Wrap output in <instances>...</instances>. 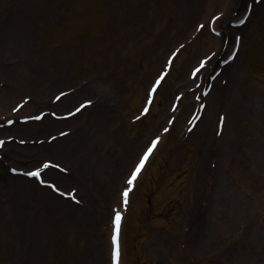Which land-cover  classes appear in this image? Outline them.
<instances>
[{
    "label": "rangeland",
    "instance_id": "374dc122",
    "mask_svg": "<svg viewBox=\"0 0 264 264\" xmlns=\"http://www.w3.org/2000/svg\"><path fill=\"white\" fill-rule=\"evenodd\" d=\"M240 5L231 7L228 16L237 12ZM182 6L178 0H0V16L8 14L10 21L21 20L22 27L27 30V49L23 55L29 63L26 59L24 64L35 66L38 76L57 74L60 78L61 83L50 85L49 80V85L44 84V95L48 99L67 84L86 79H93L98 85L114 84L118 98L111 121L114 116L116 123L113 120L105 129L124 145L115 149L117 178L106 189L94 193L89 211L65 213L56 209L65 206L57 202L55 209L26 202L25 209L21 210L15 201L17 196L11 197L0 190V264H108V241L103 244L105 234L102 230L109 221L112 201L109 198L118 194V180L153 134L149 132L154 129L150 122L161 110L159 101L163 94L169 93L164 103L167 108L178 90L174 87L175 79L181 73L186 74L189 66L196 63L194 55L201 51L203 40L209 35L202 29L200 36L180 52L158 91L151 112L138 122L130 123L131 116L142 103L148 83L161 67L149 70L155 55L162 62L172 45L187 34L180 32L187 19L183 16ZM216 11L214 8L210 14ZM245 35V44L234 65L239 71L235 69L237 76L230 83L231 95L233 90L236 96L244 95L245 99L240 98L242 101L237 103L232 102V97L227 99L232 104L230 114L233 119L229 115L223 139L225 152L219 154L213 172L218 180L221 178L229 183L227 194L229 203L234 202V211L227 212L228 202L223 210L225 198L221 197L220 191L205 216L211 241L197 249L192 243V230L200 216L208 159L202 161L198 157L200 131L196 129L182 142L175 126L132 196L123 231L124 264H264V3L262 11H258L248 24ZM199 40L202 42L197 43ZM212 46L210 43L204 52ZM21 52L17 50L4 59L18 58ZM28 65H8V68L12 67L10 75L0 77V82L11 85L8 88L12 92L6 90L5 94L10 97L14 93L7 108L30 94L22 89L24 76L29 72ZM3 87L6 86H0V89ZM87 95L92 92L78 96L61 111L69 110L79 100L88 98ZM221 97L228 98V95L224 93ZM240 104H244L245 109L239 112ZM40 108H29L32 111H28L35 112ZM189 110L186 105L179 116L184 119ZM3 112L0 109V115ZM216 113V110L212 111L211 136L214 135ZM118 124L123 126L119 132H114ZM54 130L56 128L46 133L25 135L16 129L0 132V136L12 132L19 137L36 138ZM134 141L139 143L131 152L134 155L125 157L129 150L127 145ZM46 153L32 164L12 161L9 164L30 168L42 159L52 158ZM200 161L202 165H199ZM59 185L64 190L73 186L69 182ZM22 199L28 201L26 197ZM228 214H236L230 223Z\"/></svg>",
    "mask_w": 264,
    "mask_h": 264
},
{
    "label": "bare ground",
    "instance_id": "6f19581e",
    "mask_svg": "<svg viewBox=\"0 0 264 264\" xmlns=\"http://www.w3.org/2000/svg\"><path fill=\"white\" fill-rule=\"evenodd\" d=\"M185 1V3L192 5L194 7L197 3L200 2V0H181ZM210 0H204V2H208ZM217 2L218 0H214ZM240 0H227L226 10L225 12L216 20L217 25L220 24L223 26V33L224 35H227L231 33L234 29L231 26H227L224 24V18L225 14L228 11L230 6H235L237 2ZM246 0H244L245 2ZM3 7V6H2ZM5 9V8H4ZM190 8V6L188 7ZM14 18V17H13ZM197 19V18H196ZM27 30L25 27H22V21L19 19H16L15 21L9 20V15L0 16V77H6L10 75V69L12 67L8 68V65L15 64V63H21V65H28L29 60L26 58L23 53L26 51L27 47L26 45V39H27ZM210 40L213 42H218L219 39L214 36H209ZM224 38V37H223ZM223 40L220 44V49L222 48ZM23 49V52H21ZM17 50L21 52L20 57H14L12 58L9 56V58L4 59L6 55H11L15 53ZM3 58V59H2ZM17 58L15 61L10 62V60ZM28 60L27 64L26 61ZM159 56L154 61V66L159 65ZM29 72L24 76V82L22 84V89L27 90L29 92H32V97L29 103L25 104L22 109V111H27L29 108L31 109L33 106H39V105H47V108L51 107L53 108H64L68 106L71 102H73L74 99H76L78 96L83 94L82 92H88L91 90H95L97 92V95L95 96V100L93 99L90 106L85 108L84 114L82 116V119L79 120L75 117H70L68 119L64 120H56L48 116L44 120L41 119L39 122H27L24 124L16 123L15 128L20 133H46L54 128L62 127L65 125V129H69V132L61 137H56L51 142H42V143H33V144H24L20 145L14 141L11 142H5L4 143V155L6 159L10 161H14L16 163H28L31 160H34L37 158L40 154H46L54 156L56 159H58L63 165H65V168L68 169L67 173H63L56 169H48L46 174L47 176L54 178L58 180L60 183L69 182L73 185H76L78 194L82 197L84 201V207L76 205L75 203H70L68 200L62 198L61 196L53 193L48 189L47 187L38 185L34 179H29L27 177H23L21 175H12L7 173L4 168H0V190L7 192L11 197L17 196L15 199L16 202L19 203L21 210L25 209V203H33V204H41L44 206H47L49 208L55 209L56 202H59L61 204H64L65 206H68L69 209H67L65 206H62L61 208H56L58 210H61L62 212L74 214L78 210H82L84 212L89 211L92 208L93 200L92 197H94V193L99 192L103 189L104 183L106 182L108 178V182L111 184L112 180L116 177L117 173L114 171L115 169V157H116V146H124L122 144L118 143V140L112 133L105 129V126L111 122V114L113 110V106L116 105L117 102V96H115L113 84H105L104 85H97L93 80H91L87 85L80 86L77 88H74L69 93L63 95L56 103H52L50 100L47 99L46 90L43 89L44 84L47 86L49 85V80L51 81L50 85L61 83L60 78L57 74H54L52 76L48 75H36L38 70H36V67L33 65H28ZM225 70L228 68L224 67ZM231 71V70H230ZM231 74V72H230ZM38 78H37V77ZM235 77V71L234 74L232 72L231 83H233V78ZM45 78V82H44ZM188 77L184 75H180L178 78H176V83H179L178 86H180L182 83L183 85L180 87L185 86L190 82ZM47 83V84H46ZM6 87L0 89V109L4 111V113L9 111V108H7V105L10 104L13 101V94L8 96V94H5V91L12 92L9 86L10 84H6ZM50 86L47 87L49 89ZM70 88V87H68ZM68 88H65L63 90H66ZM15 90H20L19 86L18 89L14 88ZM99 89V90H98ZM232 89V88H231ZM18 90V91H19ZM224 88L220 87L219 84H216L214 87V99L209 97L207 109L205 107L204 109V118L205 122L202 126V135L198 141V153L202 157L207 152V141L209 138V128H210V122L212 120V111H214L215 103L218 101L219 93H223ZM9 92V93H10ZM168 96V92L164 93L163 98L160 101V106L162 111L160 112L159 116L157 115V118H153L150 125H152L154 128L156 127V124H158V121L162 119L164 113H165V107L164 102ZM220 97V96H219ZM232 101L234 103H237V101L244 100V95H240L239 97L233 94ZM242 98V100L240 99ZM216 101V102H215ZM191 103V106L193 107L195 104L194 100L190 99V93L188 91L185 92L184 96L181 98L182 104H188ZM218 106V104H217ZM229 107V106H228ZM219 108V107H218ZM239 112L242 110V108L245 109L244 104H240L238 106ZM206 110V111H205ZM228 110H232V106L230 105ZM231 117V114H230ZM229 114L227 112L226 114V121L224 126V131L222 135L224 136L227 122L230 120ZM76 119V120H75ZM233 119V116L231 117V120ZM182 121V120H181ZM75 122V123H74ZM71 123H74L72 126H68ZM181 125V124H180ZM121 125L117 127V131L120 129ZM14 125L10 126L9 128L3 127L0 131H6L9 129H13ZM64 130V129H63ZM60 131V130H59ZM58 131V132H59ZM57 133V132H56ZM214 140V139H213ZM129 150L128 153H126L125 157L130 156V154H133L134 146H139V143L134 141L131 144L127 145ZM160 146V143L155 148L154 152L158 149ZM127 148V147H126ZM132 148V149H131ZM203 158V157H202ZM114 164V165H113ZM145 171V167L140 173V176ZM229 186L228 182H224L219 178V180L216 181L213 180V186H212V192L210 195V201H212L213 193L214 196H218L219 192L221 191V197L225 198V201L222 203V207L225 210V205L227 208V212L230 213L234 211V202L232 201L229 203V198L227 194V188ZM107 187L105 186L104 189ZM221 188V190H220ZM108 192H106L107 194ZM26 197L28 201L23 200L22 198ZM214 199V198H213ZM217 198L215 199L216 203ZM209 201V202H210ZM214 203V204H215ZM58 206V205H57ZM214 208V206H213ZM236 214H228L227 217L230 219L228 222L230 223L234 218ZM197 232V231H196ZM211 234L209 231V224L205 229L199 230V233L197 235L193 234V244L196 243L197 239L196 237H199L200 241L197 242L196 245L197 249L201 248L202 246L206 245L207 242L211 241L210 238ZM210 243V242H209ZM206 247V246H205Z\"/></svg>",
    "mask_w": 264,
    "mask_h": 264
},
{
    "label": "snow or ice",
    "instance_id": "6c2138e0",
    "mask_svg": "<svg viewBox=\"0 0 264 264\" xmlns=\"http://www.w3.org/2000/svg\"><path fill=\"white\" fill-rule=\"evenodd\" d=\"M201 67H203V64L201 65ZM197 71H199V69H197ZM157 84H159V81H157ZM153 91H155V87H153ZM77 111H79V109H77ZM145 111H147V108L145 109ZM39 118L40 117H36V119H39ZM9 123H11V122H9ZM165 131H167V129H165ZM2 143H3V141H0V144H2ZM157 143H158V138H157V140H153L151 142V146L147 149L146 152H144L143 156L140 158L139 163L135 166V170L131 173V176L127 181L129 186H131L133 184V182L136 180L138 174L140 173L141 169L144 167L146 161L148 160L149 156L153 152V149L156 147ZM47 166L48 165H45V167H47ZM28 175L38 177L40 175V172H39V170H37L35 172L28 173ZM130 191H131V187H128L123 191V197H124V203L125 204L128 203V195H129ZM120 221H121V214L119 211H117L115 214L114 221H113L114 229H113V235H112V243H113L112 257H113L114 264H116V262L119 259V255H120L119 240H118L119 230H120Z\"/></svg>",
    "mask_w": 264,
    "mask_h": 264
}]
</instances>
